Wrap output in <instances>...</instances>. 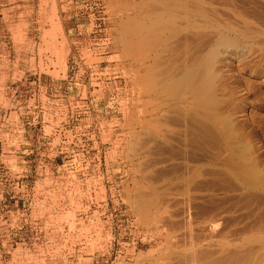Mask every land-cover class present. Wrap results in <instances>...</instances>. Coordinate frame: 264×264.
<instances>
[{"label": "rangeland", "instance_id": "1", "mask_svg": "<svg viewBox=\"0 0 264 264\" xmlns=\"http://www.w3.org/2000/svg\"><path fill=\"white\" fill-rule=\"evenodd\" d=\"M137 2L0 0V254L264 264L263 35L230 48L243 61L221 47L228 89L215 77L210 112L185 92L190 117L157 141L138 122ZM212 2L263 30L264 0Z\"/></svg>", "mask_w": 264, "mask_h": 264}, {"label": "bare ground", "instance_id": "2", "mask_svg": "<svg viewBox=\"0 0 264 264\" xmlns=\"http://www.w3.org/2000/svg\"><path fill=\"white\" fill-rule=\"evenodd\" d=\"M252 25L243 15L220 14L212 0H147V3L139 0L136 3V75L142 108L138 120L140 126L143 128L148 125L154 133L152 137L155 136L157 141V138H168L167 131L172 130L168 127L170 117L176 115L188 118L191 110L189 107L193 106L188 107L189 101L184 94L187 91H190L189 97L192 92V95H197L202 107L210 112L214 104L213 84L215 85L216 79L220 78L218 87L223 90L229 86L224 82L223 73L218 70L219 56L222 54L220 48H224L225 54L235 55L238 60L243 61L246 59L243 57L245 55L238 52L234 54L230 48L238 47V38L244 40L249 38L248 35L259 38L263 35L257 45L260 55H264V25L263 30H257ZM189 36L201 42L194 45L193 42L196 41H193L189 44L188 39L187 44L184 41V49L179 51V41L183 37L190 38ZM146 61L149 62L147 66ZM144 71L149 74L144 76ZM145 81L148 83H144ZM227 95L223 98L229 97L232 102V95ZM144 97L148 99L143 100ZM212 116L215 117L214 114ZM145 119L147 120L144 121Z\"/></svg>", "mask_w": 264, "mask_h": 264}, {"label": "built area", "instance_id": "3", "mask_svg": "<svg viewBox=\"0 0 264 264\" xmlns=\"http://www.w3.org/2000/svg\"><path fill=\"white\" fill-rule=\"evenodd\" d=\"M25 86V81L20 79L17 82L16 92L22 91ZM1 264H49L51 260L41 254H0ZM47 261V263H46Z\"/></svg>", "mask_w": 264, "mask_h": 264}]
</instances>
